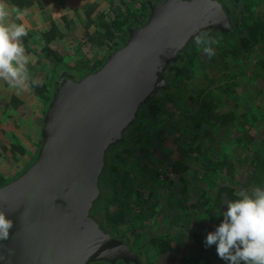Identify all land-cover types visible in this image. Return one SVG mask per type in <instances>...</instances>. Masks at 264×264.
<instances>
[{
	"label": "trees",
	"instance_id": "obj_1",
	"mask_svg": "<svg viewBox=\"0 0 264 264\" xmlns=\"http://www.w3.org/2000/svg\"><path fill=\"white\" fill-rule=\"evenodd\" d=\"M13 7H18L21 10H26L34 5H41V0H6ZM115 17L107 19L106 13H100L97 24L104 28H99L94 31L91 39L93 42L101 45H106L108 49L107 55L96 61L92 66L87 68V71L93 72L100 68L109 55L116 49H119L128 40L129 28L139 27L144 25L150 15V7L147 0H109ZM224 5V0H220ZM249 5L251 0H244ZM240 0H233L232 7L229 8V18L233 30L228 32L231 36L237 39L234 41L226 39V33L215 28H209L201 31L199 37L183 56L181 63L176 64L165 70L167 86L159 88L155 95L141 105L138 111L137 118L124 130L123 139L113 144L107 151L105 158V168L100 177L99 186L101 194L96 201L91 216L94 217L100 227L110 233L112 236L122 239L129 247L134 250L139 257V264H154L156 259H160L167 253H179L185 249V233L173 234L167 232H156L154 234L150 229H144L145 224L136 226L132 219H143L142 216L136 214L133 205L127 206L129 210L125 213V207L117 210L116 207L124 206L128 203L130 197L128 193L136 191L135 180L136 175L132 177L129 182V188L125 187V180L120 181L118 176L119 167L128 162L129 156L133 154H141V156H155L160 151L161 144L153 143L152 141L161 142L159 135L164 134L165 130L149 131V124H161L163 118L161 116L166 112L163 105L171 100H177L181 104L188 102L191 108L186 109L189 113L188 119L183 121H175L174 129L184 131L187 136V151L191 157L198 162H201L204 169L198 170L194 174V181L199 185L201 190L200 197L190 203L177 199L170 201L175 206L173 210L177 212L170 219L171 225H186L194 222V216L201 214L204 219L216 223L218 226L223 221V212L227 208H223L224 199L226 204L236 199V193L239 192L238 185H232L230 182H238V170L242 172L244 180L241 182L243 187L253 190L255 187H264V85L260 89H256L255 100L257 101L256 108L259 111L257 119L252 122H246L244 117L247 116V104L245 107H240L241 101L235 104L225 103L222 97L216 96L211 101L204 98V88L197 89L196 85L192 87L194 77L190 74L191 70L199 69L201 65L207 61L213 65L219 64L224 73L220 77L222 84V94L228 96V93L237 92L238 85L243 81L244 83H251L261 80L264 81V55L255 52V47L262 41L264 36V25H260L263 21L252 20L243 25L244 16L239 17L238 7ZM137 4L140 7H135ZM225 6V5H224ZM95 22L94 19H89L87 25ZM28 35L22 38L23 46L26 50L30 49L29 41L33 36L31 31H27ZM63 33L59 30L55 23L43 32L42 37L45 40L43 51L54 64L52 68L53 74L60 69V75L69 72L74 68L64 60L57 49L52 47V43L58 38L63 37ZM219 47L217 50L224 55L222 62L214 61L216 56L210 55L214 52L213 47ZM205 49L210 50L205 51ZM186 50V49H185ZM184 50V51H185ZM256 56L254 63H251L252 56ZM175 62V61H174ZM225 63V64H224ZM252 65V66H251ZM169 66V65H168ZM251 66V67H250ZM76 67V66H75ZM194 68V69H193ZM219 68V67H218ZM195 70V71H197ZM52 74V75H53ZM49 78L46 82L36 81L32 86L33 92H36L40 98L43 99V112H46V107L49 106L56 88L54 78L56 75ZM211 77L204 75L201 83L209 84ZM212 81V80H211ZM214 82V81H212ZM200 91V92H199ZM185 92L186 95L184 94ZM229 99V98H228ZM15 107H18L22 102L17 97L12 99ZM256 114V113H255ZM218 125L216 131L219 132V139L216 140V147H210L208 143L211 141L212 128ZM202 132V135L200 133ZM9 145H3L4 150L10 151L11 160L18 163L25 158L24 166L12 176L7 177L0 171V186L14 180L21 175L36 159L38 150L42 143L41 132L39 138L35 141V150L30 153L29 146H25L24 142L14 136ZM154 136V137H153ZM237 144L239 147L238 154L231 156L229 153H224L219 145ZM32 143V142H31ZM162 143V142H161ZM218 144V145H217ZM31 145V144H30ZM143 157V158H144ZM172 167V171L177 175L178 179L185 180V172L189 170L190 166L183 160H175L167 158V161ZM129 173V172H128ZM158 174L157 172H155ZM217 174H224L225 182L221 185L213 180V176ZM213 191V195L211 194ZM127 192V193H126ZM145 190L139 187L136 191L137 195L152 196L153 191L144 193ZM147 192V191H146ZM124 204V205H123ZM207 205H210L207 207ZM126 206V205H125ZM184 215V218L183 216ZM182 216V219H181ZM144 220V219H143ZM206 220H203L204 223ZM130 222V227L124 228L126 223ZM136 222V223H137ZM202 227V225H200ZM147 228V227H146ZM197 228V229H196ZM215 231V230H214ZM212 232V230L210 231ZM209 232L203 233V228L195 227L194 231L187 233L192 236L194 241L201 245L199 253L184 255L181 259V264H228L227 261L222 260L216 253V245L206 246V236ZM90 264H113L107 260L95 261ZM115 264H138L136 261L130 263L124 260H118Z\"/></svg>",
	"mask_w": 264,
	"mask_h": 264
},
{
	"label": "water",
	"instance_id": "obj_2",
	"mask_svg": "<svg viewBox=\"0 0 264 264\" xmlns=\"http://www.w3.org/2000/svg\"><path fill=\"white\" fill-rule=\"evenodd\" d=\"M220 0L150 3L147 22L79 80H59L44 116L35 161L0 186V211L13 222L0 264L140 262L91 216L109 148L123 139L141 105L166 87L165 70L201 31L233 30Z\"/></svg>",
	"mask_w": 264,
	"mask_h": 264
},
{
	"label": "rangeland",
	"instance_id": "obj_3",
	"mask_svg": "<svg viewBox=\"0 0 264 264\" xmlns=\"http://www.w3.org/2000/svg\"><path fill=\"white\" fill-rule=\"evenodd\" d=\"M41 5H34L31 8L25 10L26 14L22 21L26 26L27 31H31L33 36L29 41V50H26V55L30 57V63L28 65L31 74V79L39 82H46L49 75H52L54 70V64L50 62L43 51L45 46V40L42 37L43 32L51 27L52 23H55L59 30L63 33V37L58 38L52 43V47L57 49L62 55H64V60L69 64L73 65L74 68L70 69L69 72L72 74L75 80L85 76L90 73L87 71L89 66H92L96 61L104 58L108 49L106 45H99L92 41L91 37L94 31L98 28L104 30V28L97 24L100 17V13H106L107 19L115 17L114 10L112 9L111 2L109 0H41ZM233 0H224V5L226 9L229 10L232 7ZM240 5L238 7L239 17L244 16L245 19L242 21L243 25L249 23L252 20L263 21L264 20V0H251L249 5H247L244 0H240ZM5 2L11 9L13 6ZM140 7L139 4L135 6ZM14 20V16L10 17ZM89 19H94L95 22L91 25L88 24ZM246 20V22H245ZM245 22V23H244ZM260 25H264L262 22ZM201 33V32H200ZM199 33V34H200ZM226 33L225 38L230 41H234L237 38ZM199 34L192 39V43L199 37ZM190 42V43H191ZM188 44L186 50L178 57V59L173 62V66L182 62V58L187 50L190 48L191 44ZM219 47H213V51L210 55L216 56L213 60L222 62L224 55L221 51L217 50ZM255 52L264 55V36L262 41L255 47ZM251 63L256 60L255 55H251ZM170 64L168 67H170ZM225 64V63H224ZM76 66V67H75ZM252 66V65H251ZM250 66V67H251ZM219 67V68H218ZM168 69V68H167ZM194 69V68H193ZM191 70L190 74L194 77L191 82L192 87L197 86V89L204 88V96L208 95L209 101L211 98L214 99L216 96L222 97L225 103L235 104L237 101H241L240 107L236 108L241 110L247 104V116L244 117L246 122H252L257 119L259 111H257L255 100L256 89H260L264 85V81H257V83H244L241 82L237 87V92L228 93L227 95L222 94V89L220 88L222 81L220 77L224 73L219 66L213 65L208 61L201 65V67ZM60 69L54 73L51 77L56 75L54 82L58 79ZM209 75L212 82L209 80V84L201 83L204 75ZM29 81V86L25 90H19L11 88L4 80L0 79V171L3 172L7 177L14 176L19 169H21L25 164V158L18 163L11 160L10 151L4 150L3 145H9L12 142L13 136H18L24 142L25 146H29L30 153L35 150V141L39 138L43 123L45 113L43 112L44 102L40 96L33 92L32 86ZM223 85V84H222ZM58 83L55 88H57ZM200 92V91H199ZM187 92L184 94L186 95ZM13 96L21 100V104L18 107L12 102ZM187 97V95H186ZM229 98V99H228ZM256 103V104H255ZM188 102L185 104L179 103L177 100H171L163 105L165 108V113L161 116L163 121L161 124H149L148 128L151 134L157 130H165L164 134L159 135L161 142L152 141L156 144H161L160 151L157 152L155 156L142 157L141 154H133L129 156L128 162L123 166L119 167L118 176L120 181L125 180L126 189L129 188V182L134 175H136L135 187H142L145 192L153 191L152 196H146L147 199L144 201V196L137 195L136 191L132 192L131 195L128 193V203L124 206L116 207L114 203L113 207L117 210L125 207V213L129 210L127 206L133 205L132 208L134 212L144 219H132L135 221L136 226L140 224H145L144 229H150L154 234L156 232H171L173 234L185 233V249L179 253H167L156 259L154 264H181V259L184 255H191L199 253L201 250V245L194 241L193 237L187 235L194 231L195 227L203 228L204 232L214 231L217 227L216 223L204 219L203 215L198 214L194 216V222L190 224L177 225L172 224L170 219L177 212L173 210L175 206L170 201L172 199H177L179 202L183 201L186 204H190L196 201L200 196L199 182L193 183L194 174L198 170L204 169L201 162H198L191 157L187 149V136H185L184 131L174 129L175 121H183L188 119L189 113L186 109L191 108ZM48 107H46L47 111ZM256 113V114H255ZM264 117V113L263 116ZM218 125H214L212 128L211 141L208 145L213 148L216 147V140L219 139V132L216 131ZM154 131V132H153ZM201 135L202 132L200 131ZM187 135V134H186ZM154 137V136H153ZM32 142V143H31ZM31 144V145H30ZM218 145V144H217ZM224 153H229L231 156L238 154L239 147L237 144L219 145ZM218 150V148H217ZM175 160H183L187 162L190 166L189 170L185 172V180L188 182H183L178 179L177 175L172 171V167L167 161V158ZM129 172V173H128ZM157 172L158 174H156ZM242 172L238 170V183L230 182L232 185L239 187L240 191L250 192L251 189L243 187L241 182L244 180ZM224 174H217L213 176V180L218 184L225 182ZM147 191V192H146ZM127 193V192H126ZM213 195V191L211 193ZM173 206L172 208L170 206ZM210 205H207L209 207ZM223 208H227L226 201L224 199ZM184 218V215H182ZM181 216V219H182ZM203 220H206L204 223ZM137 222V223H136ZM202 225V227L200 226ZM130 227V222L124 225V228ZM147 227V228H146ZM197 229V228H196ZM139 264V262H137ZM223 264V263H221Z\"/></svg>",
	"mask_w": 264,
	"mask_h": 264
},
{
	"label": "clouds",
	"instance_id": "obj_4",
	"mask_svg": "<svg viewBox=\"0 0 264 264\" xmlns=\"http://www.w3.org/2000/svg\"><path fill=\"white\" fill-rule=\"evenodd\" d=\"M26 12L0 0V79L11 88L25 90L36 81L29 71L22 38L28 35L22 21ZM14 16V20L10 17ZM210 53V50L205 49ZM211 54V53H210ZM229 201L223 221L206 236V246L216 245V253L228 264H264V187L240 191ZM13 222L0 211V240L9 237Z\"/></svg>",
	"mask_w": 264,
	"mask_h": 264
},
{
	"label": "flooded vegetation",
	"instance_id": "obj_5",
	"mask_svg": "<svg viewBox=\"0 0 264 264\" xmlns=\"http://www.w3.org/2000/svg\"><path fill=\"white\" fill-rule=\"evenodd\" d=\"M157 1H164V0H147V2H148V4H149V7H150V3H155V2H157ZM67 76H72V74L70 73V72H65V73H63V75H61V76H59L58 77V79H56V84L58 83V85H59V80L61 79V78H65V77H67ZM73 77V76H72ZM80 79V78H79ZM79 79H77V80H79Z\"/></svg>",
	"mask_w": 264,
	"mask_h": 264
}]
</instances>
